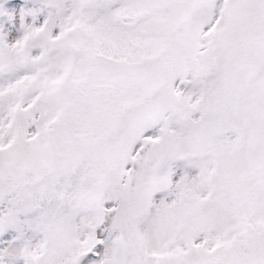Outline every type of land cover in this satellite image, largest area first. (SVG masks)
Segmentation results:
<instances>
[{"label":"snow or ice","instance_id":"6c2138e0","mask_svg":"<svg viewBox=\"0 0 264 264\" xmlns=\"http://www.w3.org/2000/svg\"><path fill=\"white\" fill-rule=\"evenodd\" d=\"M0 264H264V0H0Z\"/></svg>","mask_w":264,"mask_h":264}]
</instances>
